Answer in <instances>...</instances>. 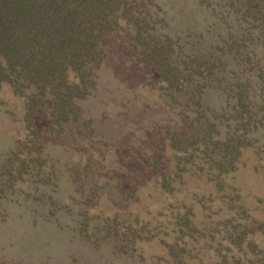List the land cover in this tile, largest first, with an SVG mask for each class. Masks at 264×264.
Masks as SVG:
<instances>
[{
    "label": "rangeland",
    "instance_id": "374dc122",
    "mask_svg": "<svg viewBox=\"0 0 264 264\" xmlns=\"http://www.w3.org/2000/svg\"><path fill=\"white\" fill-rule=\"evenodd\" d=\"M133 6L170 61L196 58L201 104L136 62L127 26L55 122L0 85V264H264V59L228 2Z\"/></svg>",
    "mask_w": 264,
    "mask_h": 264
},
{
    "label": "trees",
    "instance_id": "16d2710c",
    "mask_svg": "<svg viewBox=\"0 0 264 264\" xmlns=\"http://www.w3.org/2000/svg\"><path fill=\"white\" fill-rule=\"evenodd\" d=\"M223 1L233 7L226 15L234 19L232 40L239 51L244 56L259 53L264 59V0ZM133 3L136 0H0V85L23 87L28 107L45 108L55 122L93 85L108 34L127 26L136 62L157 74L172 88L171 94H193L194 103L201 104L202 95L189 88L192 72L189 77L182 74L185 61L196 58L186 54L170 61V38L151 28L142 31L145 17Z\"/></svg>",
    "mask_w": 264,
    "mask_h": 264
}]
</instances>
